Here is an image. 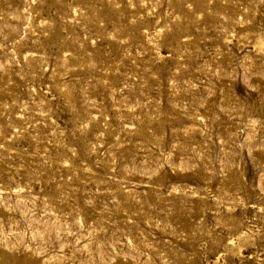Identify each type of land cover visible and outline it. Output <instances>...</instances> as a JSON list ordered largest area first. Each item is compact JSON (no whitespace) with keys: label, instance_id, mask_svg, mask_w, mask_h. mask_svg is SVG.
Returning <instances> with one entry per match:
<instances>
[{"label":"rangeland","instance_id":"rangeland-1","mask_svg":"<svg viewBox=\"0 0 264 264\" xmlns=\"http://www.w3.org/2000/svg\"><path fill=\"white\" fill-rule=\"evenodd\" d=\"M0 264H264V0H0Z\"/></svg>","mask_w":264,"mask_h":264},{"label":"bare ground","instance_id":"bare-ground-1","mask_svg":"<svg viewBox=\"0 0 264 264\" xmlns=\"http://www.w3.org/2000/svg\"><path fill=\"white\" fill-rule=\"evenodd\" d=\"M32 54V53H31ZM30 55V54H29ZM32 56V55H31ZM214 233V232H213ZM245 237V236H244Z\"/></svg>","mask_w":264,"mask_h":264}]
</instances>
